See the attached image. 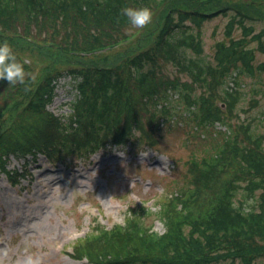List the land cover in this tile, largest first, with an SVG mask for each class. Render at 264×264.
Masks as SVG:
<instances>
[{
	"label": "trees",
	"instance_id": "1",
	"mask_svg": "<svg viewBox=\"0 0 264 264\" xmlns=\"http://www.w3.org/2000/svg\"><path fill=\"white\" fill-rule=\"evenodd\" d=\"M212 1L0 0V29L5 32H15L24 20L29 25L37 19L54 24L68 14L80 25L88 22V16L94 21L87 43L77 39L67 42L60 35H51V39L42 41L44 46L56 49L60 57L75 63L61 67L38 65L33 74L26 72L23 82L0 79L1 169L6 170L11 154L28 161L41 152L52 162L68 163L114 144L128 143L134 147L146 143L149 133L153 135L162 129L161 112H166V104L175 93L179 99L192 104L181 116L184 122L193 116L197 126L203 127L201 139L209 140V149L204 155L191 156L188 160L185 183L180 187L173 185L171 193L157 202L152 214L163 221L164 233L155 242L151 240L150 225L146 226L140 219L141 214L148 216L151 212L141 206L137 214L132 209V216L124 223H115L110 228L96 223L95 234L74 245L88 260L97 256L96 264H213L224 260L225 264H235L236 260L256 264L255 260H264V146L256 136H244L245 143L240 144V128L234 133L225 120L238 98L237 76L243 72L252 74L255 49L264 51V28L254 33L253 23L261 19L234 12L227 24L225 39L216 42L218 55L213 63L203 54L200 26L204 19L218 12L198 11ZM181 3H191L198 10H183ZM126 6H148L159 16L155 20L158 22L142 29L133 27L122 36L102 42L99 33L104 26L120 27L128 22L122 11ZM21 9L24 17H20ZM234 22L243 29L241 37L231 36ZM145 40L151 47L126 56L125 69L99 65L93 59L80 60L102 53L91 52L93 48L113 44L121 47ZM251 41H256L255 47L248 46ZM47 42L54 44L47 46L44 44ZM159 57L173 63L200 88L207 89V93L190 97L178 81L159 77ZM257 67L264 71V62ZM60 75H69L77 92L69 101V112L54 115L46 108L54 95L52 79ZM217 85L219 98L213 101L217 114L209 111L204 116L201 104L214 94ZM217 101L224 103V110ZM16 106L28 116L38 118L8 137L4 121ZM143 121L151 129L148 134ZM165 121H168L167 130L171 125L183 123L177 117H165ZM134 128L140 132L135 133ZM228 167L231 172L226 170ZM174 188L177 190L173 191ZM100 245L96 253H91ZM144 251L151 255L145 256Z\"/></svg>",
	"mask_w": 264,
	"mask_h": 264
},
{
	"label": "rangeland",
	"instance_id": "2",
	"mask_svg": "<svg viewBox=\"0 0 264 264\" xmlns=\"http://www.w3.org/2000/svg\"><path fill=\"white\" fill-rule=\"evenodd\" d=\"M179 5L183 10H198L191 3ZM222 9L228 10L226 13H219ZM198 11L219 13L204 19L200 26L203 54L213 63L218 55L215 53L216 42L225 39L226 27L234 12L261 19L253 23L254 33L257 34L264 28L263 0H213L203 4ZM156 17L159 16L154 15L149 26L158 22L155 21ZM86 20V24L80 25L77 24V19L68 14L67 18L63 17L54 24L41 19L31 25L21 21L15 32L0 29V41H7L17 59L23 62L26 72L33 74L38 65L61 67L76 62L64 56L60 57L56 49L44 46L42 41L51 39V35H60L67 42L77 39L87 43L94 21L90 16ZM133 27L129 21L120 27L106 25L99 33V39L102 42L110 41L128 33ZM20 33L31 35L32 39L25 40ZM243 34V29L234 22L231 36L237 38ZM147 46L151 47L148 40L133 42L80 60L93 59L99 65L125 69L126 56H132ZM248 46L255 47L256 41L249 42ZM263 62L264 51L255 49L253 73L243 72L236 78L238 98L225 120L231 124L234 133L236 128H240V144L245 143L244 136H256L264 146V71L257 67ZM78 64L81 65L79 61ZM157 66L159 77L166 81H178L180 87H186L190 97L207 93V89L200 88L196 82L191 81L189 75L177 69L173 63L164 61L162 57L158 58ZM218 87L219 85L208 101L201 104L204 116L209 111L217 114L213 101L219 98ZM55 91L50 108L58 112L66 111V102L75 93L69 77H60ZM173 97L166 104V112H161L159 122L160 126L161 123L164 125L160 131L153 135L148 134V129H151L143 121L149 143L143 142L134 147L127 145L124 148L113 145L104 151L97 150L87 159L74 158L67 165L64 162H50L42 154L29 161L12 158L8 169L19 171L23 176L0 171V264H96L99 259L97 256L94 260H87L75 246L70 248L69 242L85 234L93 224L111 225L125 220L132 216V209L137 214L138 207L143 208L142 204L150 206L157 197L169 195L173 185L182 186L188 175V160L191 156L204 155L203 152L209 149L210 143L208 138L201 139L203 127L197 126V119L191 116L184 122L181 117L192 104L179 99L177 93ZM146 117L144 114L143 119ZM165 117H177L183 123L171 125L167 130L165 128L168 121H165ZM37 118L28 116L16 106L4 121L3 128L6 135L11 137L14 130L22 129ZM196 128L197 132L194 134ZM219 128L223 130L225 127ZM134 129L135 133L140 132L137 128ZM226 170L232 171L230 167ZM156 209L155 202L149 208L150 215L141 214L140 219L146 226L151 223L153 230L162 232L165 225L163 227L161 220L152 214ZM63 247L65 249L61 251ZM100 247L101 245L95 247L91 253H96ZM143 254L151 255L148 251ZM255 262L264 264L262 258ZM225 263L226 260L213 264ZM235 264L242 263L236 260Z\"/></svg>",
	"mask_w": 264,
	"mask_h": 264
},
{
	"label": "clouds",
	"instance_id": "3",
	"mask_svg": "<svg viewBox=\"0 0 264 264\" xmlns=\"http://www.w3.org/2000/svg\"><path fill=\"white\" fill-rule=\"evenodd\" d=\"M123 14L127 17L130 25L143 28L153 20V10L148 6L124 7ZM26 70L23 62L17 59L12 46L7 41H0V79L8 82H23Z\"/></svg>",
	"mask_w": 264,
	"mask_h": 264
}]
</instances>
